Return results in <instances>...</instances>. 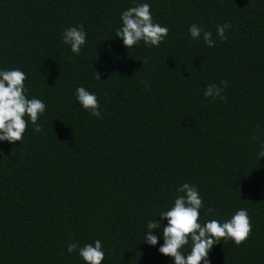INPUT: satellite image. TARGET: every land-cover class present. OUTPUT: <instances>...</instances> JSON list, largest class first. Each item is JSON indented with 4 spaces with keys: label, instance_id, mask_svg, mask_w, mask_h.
Wrapping results in <instances>:
<instances>
[{
    "label": "trees",
    "instance_id": "obj_1",
    "mask_svg": "<svg viewBox=\"0 0 264 264\" xmlns=\"http://www.w3.org/2000/svg\"><path fill=\"white\" fill-rule=\"evenodd\" d=\"M139 3L169 32L127 49L115 32ZM80 24L77 55L62 33ZM192 24L215 47L193 39ZM13 68L46 109L40 132L29 121L21 141H0V264H86L67 245L97 239L102 264H173L158 251L166 220L156 245L144 238L185 182L203 198L202 224L240 208L251 218L248 239H221L210 264H264V0H0V70ZM221 80L226 99L205 97ZM80 86L100 118L76 100Z\"/></svg>",
    "mask_w": 264,
    "mask_h": 264
},
{
    "label": "clouds",
    "instance_id": "obj_2",
    "mask_svg": "<svg viewBox=\"0 0 264 264\" xmlns=\"http://www.w3.org/2000/svg\"><path fill=\"white\" fill-rule=\"evenodd\" d=\"M120 18L122 26L116 30L115 36L122 39L127 49L140 41H143L145 46H159L169 32L166 26L153 22L149 3H139L127 8L121 13ZM229 28H231L229 22L216 26V35L221 41L227 38L225 33ZM189 33L193 39L202 38L208 47H215L216 41L211 31L192 24ZM86 39L87 33L83 24L69 27L62 33L63 43L70 45L71 51L77 55L80 54ZM141 60L142 65L149 62L148 57ZM95 78L100 79L96 71ZM26 79V74L19 68L0 70V141L9 143L21 141L29 121L34 125V131H41V125L37 121L45 111L46 105L38 98L26 96L27 89L24 85ZM227 84L226 80H221L220 85L215 83L207 85L204 96L225 100V96L222 95L224 87L221 85L226 87ZM76 100L92 116L100 118V104L95 93L83 86L77 87ZM252 139H255V135ZM260 157H264V149L259 152L258 159ZM176 191L184 195H177L173 206L158 215L159 220L153 218L148 221L144 238L149 245H156L159 236L153 235L152 229H160L161 221L166 220L167 224L162 227L163 244L158 251L172 257L173 264H210L209 251L221 239L225 241L231 239L237 246L248 239L252 224L246 208L236 210L226 221L211 219L202 224L200 209L203 207V198L197 187L185 182ZM212 211L213 209L209 207L205 210V215ZM189 243L191 250L185 254L182 249ZM77 249L86 264H102L105 258L102 241L99 239L82 247L78 241L71 242L67 245L66 251L72 253Z\"/></svg>",
    "mask_w": 264,
    "mask_h": 264
}]
</instances>
